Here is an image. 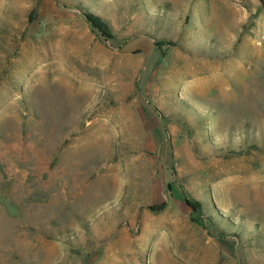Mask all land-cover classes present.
Segmentation results:
<instances>
[{
	"label": "rangeland",
	"instance_id": "rangeland-1",
	"mask_svg": "<svg viewBox=\"0 0 264 264\" xmlns=\"http://www.w3.org/2000/svg\"><path fill=\"white\" fill-rule=\"evenodd\" d=\"M0 264H264V0H0Z\"/></svg>",
	"mask_w": 264,
	"mask_h": 264
},
{
	"label": "trees",
	"instance_id": "trees-1",
	"mask_svg": "<svg viewBox=\"0 0 264 264\" xmlns=\"http://www.w3.org/2000/svg\"><path fill=\"white\" fill-rule=\"evenodd\" d=\"M83 16L88 21L92 29L96 31L100 36H102L103 38L109 39V40L114 39L113 32L111 31L109 25L101 17L95 14L89 13V12L83 13ZM183 197L186 203L193 208L194 206L190 204L191 202L189 200H187V196L184 195ZM194 209H197V208L194 207ZM196 211H199V210H196Z\"/></svg>",
	"mask_w": 264,
	"mask_h": 264
},
{
	"label": "bare ground",
	"instance_id": "bare-ground-1",
	"mask_svg": "<svg viewBox=\"0 0 264 264\" xmlns=\"http://www.w3.org/2000/svg\"><path fill=\"white\" fill-rule=\"evenodd\" d=\"M208 90V89H207Z\"/></svg>",
	"mask_w": 264,
	"mask_h": 264
}]
</instances>
